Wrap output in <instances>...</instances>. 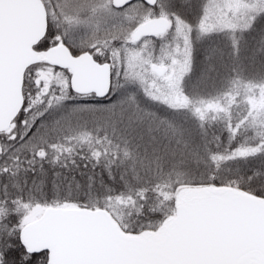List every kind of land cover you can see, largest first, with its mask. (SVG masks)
Returning a JSON list of instances; mask_svg holds the SVG:
<instances>
[{"label": "snow or ice", "instance_id": "1", "mask_svg": "<svg viewBox=\"0 0 264 264\" xmlns=\"http://www.w3.org/2000/svg\"><path fill=\"white\" fill-rule=\"evenodd\" d=\"M0 264H264V0H0Z\"/></svg>", "mask_w": 264, "mask_h": 264}]
</instances>
